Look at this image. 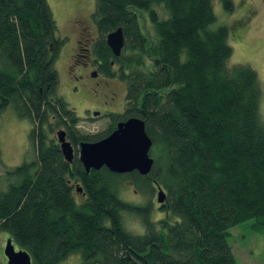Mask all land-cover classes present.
<instances>
[{"label": "trees", "instance_id": "trees-1", "mask_svg": "<svg viewBox=\"0 0 264 264\" xmlns=\"http://www.w3.org/2000/svg\"><path fill=\"white\" fill-rule=\"evenodd\" d=\"M213 1L96 0L91 55L106 76L126 83V107L109 115L105 132L86 135L82 119L57 94L55 63L66 38L58 36L48 0H0V118L13 107L29 120L34 152L33 160L5 172L0 232L32 264H61L73 255L82 264H239L230 230L251 220L264 225V122L258 74L229 65L230 31L214 27ZM222 4L234 10L233 0ZM140 11L153 40L141 28ZM119 28L125 44L117 57L107 36ZM132 117L153 141L151 172H87L80 145L108 137ZM60 130L74 147L71 163ZM126 181L151 198L157 192V201L163 190L164 217L152 220L153 201H124ZM123 212L137 217L145 233L128 230Z\"/></svg>", "mask_w": 264, "mask_h": 264}, {"label": "rangeland", "instance_id": "rangeland-1", "mask_svg": "<svg viewBox=\"0 0 264 264\" xmlns=\"http://www.w3.org/2000/svg\"><path fill=\"white\" fill-rule=\"evenodd\" d=\"M233 1L232 12L225 10L222 0L213 1L218 18L214 27H229V44L233 48L229 65H246L257 72L261 92L259 110L264 122V0ZM48 2L57 23L58 36L62 39L66 38L55 63L59 75L57 94L62 96L82 119L79 129L83 134L105 132L110 125L109 115L119 114L125 110L127 85L113 78L96 80L91 68L77 65L76 54L83 55L81 51H78L77 41L85 44L86 40L96 38L97 30L92 21L96 0H48ZM139 14L143 32L153 40L154 31L147 13L140 11ZM84 44L82 47L87 43ZM92 44L93 42H90L89 47ZM107 82L110 89L117 94L115 100L106 96L110 93L105 88ZM95 112H99V116L95 117ZM31 129L32 123L19 118L13 107L7 108L2 114L0 118V190L4 188V175L7 169L19 166L25 160L34 159L29 139ZM120 195L124 201L134 205L148 206V202L153 201L150 215L152 220L164 217V214L160 212L157 192L151 198L150 194L137 191L126 181ZM78 200L82 199L78 197ZM123 217L128 230L136 234L145 233V227L137 217L127 212H123ZM230 232L229 243L239 264H264V225L256 224V220H251L232 228ZM7 240V234L0 232V261L4 264L8 263L4 256ZM61 264H82V258L80 255H73Z\"/></svg>", "mask_w": 264, "mask_h": 264}, {"label": "water", "instance_id": "water-1", "mask_svg": "<svg viewBox=\"0 0 264 264\" xmlns=\"http://www.w3.org/2000/svg\"><path fill=\"white\" fill-rule=\"evenodd\" d=\"M107 44L115 56H120L125 44L123 30L110 33L107 36ZM100 113H94L99 116ZM57 139L63 155L68 162H72L75 150L70 141L67 140L65 130L57 132ZM153 141L146 132L145 123L138 118H130L117 124L116 130L108 137L98 142H85L80 145L79 159L87 172L92 169L100 170L104 167L116 174H130L138 172L147 176L154 165V159L150 152ZM78 193L82 188L77 187ZM160 204L166 201L163 190L158 192ZM4 254L8 259L7 264H32V259L27 251L17 249L12 239L7 240Z\"/></svg>", "mask_w": 264, "mask_h": 264}, {"label": "flooded vegetation", "instance_id": "flooded-vegetation-1", "mask_svg": "<svg viewBox=\"0 0 264 264\" xmlns=\"http://www.w3.org/2000/svg\"><path fill=\"white\" fill-rule=\"evenodd\" d=\"M93 38H94V35H93ZM97 38H98V34L96 31V38L94 40H92V38L87 40V44L85 45L86 47L83 48V50H84V52H86V54L80 56V58H79L80 61H78L77 65H83L85 67H88V69L91 68V71L93 73L92 75H93L94 79H96V80H99V78H102V79L103 78H110L111 79L110 76H106L102 71H100L101 61L97 60L95 57H93L91 55V52H92L91 49L93 48L94 42L96 41ZM90 42H93V44L89 47ZM77 43H78V50H80L82 43L79 40L77 41ZM112 66L115 67L114 62L112 63ZM112 78L119 80L116 77L115 78L112 77ZM105 88L108 92H110L108 95H106L107 98L115 100V98L117 97V94H116V92H114L113 90L110 89V85L108 84V82L105 83Z\"/></svg>", "mask_w": 264, "mask_h": 264}, {"label": "clouds", "instance_id": "clouds-1", "mask_svg": "<svg viewBox=\"0 0 264 264\" xmlns=\"http://www.w3.org/2000/svg\"><path fill=\"white\" fill-rule=\"evenodd\" d=\"M131 174V173H130ZM123 175H125V174H123Z\"/></svg>", "mask_w": 264, "mask_h": 264}]
</instances>
